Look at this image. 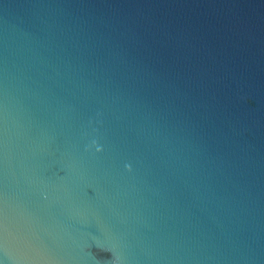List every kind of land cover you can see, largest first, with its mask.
<instances>
[{
    "label": "water",
    "instance_id": "95a60500",
    "mask_svg": "<svg viewBox=\"0 0 264 264\" xmlns=\"http://www.w3.org/2000/svg\"><path fill=\"white\" fill-rule=\"evenodd\" d=\"M0 264H264V0H0Z\"/></svg>",
    "mask_w": 264,
    "mask_h": 264
}]
</instances>
